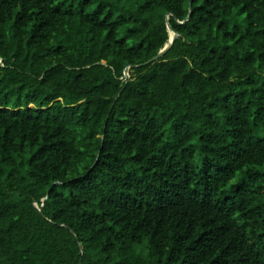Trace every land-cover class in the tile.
Wrapping results in <instances>:
<instances>
[{
  "label": "trees",
  "instance_id": "16d2710c",
  "mask_svg": "<svg viewBox=\"0 0 264 264\" xmlns=\"http://www.w3.org/2000/svg\"><path fill=\"white\" fill-rule=\"evenodd\" d=\"M0 264H264V0H0Z\"/></svg>",
  "mask_w": 264,
  "mask_h": 264
},
{
  "label": "water",
  "instance_id": "95a60500",
  "mask_svg": "<svg viewBox=\"0 0 264 264\" xmlns=\"http://www.w3.org/2000/svg\"><path fill=\"white\" fill-rule=\"evenodd\" d=\"M190 9H192L191 6H190ZM190 16H191V10H190L189 16L187 17L186 20H188ZM168 28L170 30V36H171V32H173L174 33V37L172 38L171 41H169V43L155 57H153L151 60H149L145 64H150V63H153V62H157L160 58H162L168 52V50L174 44L176 38L178 37V33L176 31H174V29L170 25L168 26ZM125 75H126L127 80H129V77H130L129 69L126 70Z\"/></svg>",
  "mask_w": 264,
  "mask_h": 264
}]
</instances>
